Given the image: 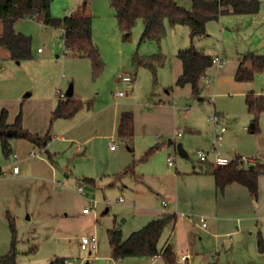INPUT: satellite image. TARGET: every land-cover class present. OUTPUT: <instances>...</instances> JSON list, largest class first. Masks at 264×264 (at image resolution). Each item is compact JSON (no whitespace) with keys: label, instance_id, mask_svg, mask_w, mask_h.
Wrapping results in <instances>:
<instances>
[{"label":"rangeland","instance_id":"obj_1","mask_svg":"<svg viewBox=\"0 0 264 264\" xmlns=\"http://www.w3.org/2000/svg\"><path fill=\"white\" fill-rule=\"evenodd\" d=\"M176 1L186 9L192 7V0ZM259 1L257 13H229L209 20L204 35L192 38L189 25L172 26L166 19V34L160 41H142V18L125 39L110 1L88 0L93 38L102 59L99 69L90 58L65 51L61 28L43 23L41 16L18 18L15 29L32 38L33 56L16 60L0 48V115L7 109L12 124L22 111L24 129L49 134L51 139L43 146L14 136L9 140V156L0 144V259L11 247L14 222L17 264H53L58 257L80 264H167L162 255L114 257L108 231L121 227L126 239L169 211L172 204H162L171 186L167 180L176 168L205 166L198 150L208 152L209 160L214 158V146L230 158L264 154V113L257 129L250 131L246 104L248 92L264 94V69L256 71L250 83L235 79L242 55L264 54V0ZM84 2L52 0L51 14L69 16ZM191 46L225 61L208 69L199 95L191 85L177 84L182 71L177 54ZM153 55L164 56V64L154 60L155 71L143 62L153 63ZM125 74L133 80L124 83ZM71 83L73 97L82 99L83 107L71 118L53 119L58 89L66 93ZM126 111L133 114L134 135L123 140L118 127ZM215 118L227 129L224 140L217 143ZM179 143L187 156L178 152ZM153 147L158 148L145 158ZM15 153L17 174L13 173ZM169 161L174 165L169 166ZM246 190L247 199L235 192L226 203L228 210L222 216L233 219L227 224L207 217L204 227L199 218L185 214L175 230L181 241V247L174 248L176 264H264L258 248L259 238H264V174L257 198ZM93 201L96 212L85 215L83 208ZM246 209L256 219L250 226L239 221L247 215ZM84 236L96 238L97 252L81 248ZM183 254H188L186 261Z\"/></svg>","mask_w":264,"mask_h":264},{"label":"trees","instance_id":"obj_2","mask_svg":"<svg viewBox=\"0 0 264 264\" xmlns=\"http://www.w3.org/2000/svg\"><path fill=\"white\" fill-rule=\"evenodd\" d=\"M115 9L116 18L124 38L129 39L132 29L137 25L140 18L144 21L142 41H160L166 34L165 20L168 19L172 26L187 24L191 28V37L204 35L206 23L209 20H218L221 15L228 13L245 14L256 13L260 10L259 0H192L191 9H186L176 0H109ZM52 0H0V48L6 49L10 56L16 60L32 57V38L15 29V21L27 15L42 17V22L59 27L63 30V40L66 49L70 53L88 57L92 60L95 68L102 67V59L99 47L93 38V16L88 12L85 0L83 7L75 13L65 17H54L51 14ZM177 56L182 62L183 70L177 78L179 86L191 85L193 93L199 95L203 84L202 79L208 69L213 66V57L193 46L179 50ZM164 64V56L153 55V63L143 60L146 65L153 67ZM264 69V54L247 52L243 55L235 73L236 81L250 83L254 80L255 73ZM246 104L252 117L253 131L257 129L259 118L264 113V94L255 95L253 91L247 93ZM83 107V100L75 97L60 98L53 110V119L71 118ZM8 110L3 108L0 115V144L3 153L9 156L12 148L10 138L23 136L32 142L45 146L51 139L49 134L41 136L33 134L22 126V111L16 116L14 123L8 122ZM119 135L123 140L134 135L133 114L122 113L118 127ZM158 147L150 148L145 158ZM241 156H236L230 164L215 166L206 164V172L215 176L217 187L224 191L227 185L239 183L244 185L251 195L258 197L259 176L264 172V163L257 161L248 168L241 165ZM87 181L93 182L94 179ZM178 214L175 212L163 213L152 219L142 228L133 231L126 239L123 238L121 227L109 229L108 236L112 255L124 258L129 256H159L162 255L167 264H176V253L173 246L166 243L162 249L159 241L165 228L177 221ZM13 239L9 251L0 259V264H17V234L13 222ZM259 251L264 254V238L258 240ZM66 257H58L53 264H66Z\"/></svg>","mask_w":264,"mask_h":264},{"label":"crops","instance_id":"obj_3","mask_svg":"<svg viewBox=\"0 0 264 264\" xmlns=\"http://www.w3.org/2000/svg\"><path fill=\"white\" fill-rule=\"evenodd\" d=\"M248 52H254V51H248ZM242 57L239 58L238 60L239 63ZM182 70H183V66H182ZM181 73L182 71L180 69L178 74L180 75ZM252 91L255 93L254 90ZM56 103L53 104V110L55 108ZM261 116L259 118V121L261 119ZM218 119L220 121V118ZM250 121H252V117L250 118ZM251 124L248 126V128L250 129V131H253V129L251 128ZM225 132L226 131L223 132V138L220 141L224 140ZM215 134H216V131L214 127V136ZM114 149L116 150V148ZM236 156H243V155H236ZM246 158L251 160V164H255L257 161L264 163V154L262 153H256L255 155H252V157H246ZM17 161H18V158H17ZM13 163H14V157H13ZM206 164L208 163L206 162ZM251 164H249V166ZM262 174H264V172L261 173V175ZM260 176H259V179H260ZM170 178L171 179L169 181L167 180V182L171 183V186L169 187L168 191L166 190L167 188L164 189L166 190V194L168 197L166 200H162V204L165 206H168V205L170 206V204H172V206L169 211H164L161 213V215L167 212H175L178 214V219L175 223L170 224L165 228L160 241L163 240L162 247L166 243H169L173 246V250L174 248L181 247L180 236L178 232H176L175 230H176L178 223L184 219L183 217H186L185 214L188 213V214H191L192 216L199 218L200 222H202V218L206 220L207 217H210V218H214L216 221L222 222V225L227 224L231 222L233 219L222 216L223 215L222 211L228 210V208H224L226 206V203L229 202L230 198L234 194H236L235 192H241L242 196L244 197L245 195L246 199L248 198V195H249L244 185L239 184V183H231L226 186V188L223 191V198H221L220 190L217 187L215 176L212 173L206 172V165L205 166L200 165V168H197V165H193L192 169H185V171H179L178 168H176L175 174H172ZM93 182H95V180ZM158 193L160 194V192ZM163 201L165 203H163ZM249 207L252 208V205H249ZM245 213L247 215H245V217L240 219L239 221L242 224L246 222L250 226L256 220L255 216L252 213V210H249V209H246ZM84 214L88 215L90 213H84ZM160 241H159V248H160ZM162 247L160 249H162ZM185 247L186 249H190L191 245L185 244ZM183 255L188 256V254H183ZM155 257H158V256H155ZM187 259H185V261Z\"/></svg>","mask_w":264,"mask_h":264},{"label":"built area","instance_id":"obj_4","mask_svg":"<svg viewBox=\"0 0 264 264\" xmlns=\"http://www.w3.org/2000/svg\"><path fill=\"white\" fill-rule=\"evenodd\" d=\"M39 51H41V48H39ZM65 51L69 53V50L66 49L65 47ZM213 63H218V64H224L225 61L224 59H221L219 57H213ZM206 75L203 77L205 78ZM133 80V77L131 75H123L122 76V81L124 83H127V82H131ZM58 93H59V96L60 98H66V93L61 91L60 89H58ZM119 95H123V92L120 91L119 92ZM214 126H215V131H216V134H215V137H214V140H215V143L219 142L222 138H223V132L226 130V127L223 126L219 119L218 118H215V123H214ZM179 133L180 130H179ZM112 142H115L113 139L111 140ZM112 149L115 148L114 145L111 146ZM212 152L214 153V159L211 161L209 160V156H208V152L204 151V150H198L197 151V154L199 156V159L201 162H207V163H212L213 165L215 166H223V165H227V164H230L231 162H233L235 160V157L234 158H230L228 156H225V155H222L218 152L217 150V147L214 146L213 149H212ZM14 157V167H13V173L14 174H17L19 172V167L18 165L16 164L17 163V154L15 153L13 155ZM240 161H241V165L245 168H248L249 167V164H251V160L244 157V156H241L240 157ZM169 165H174V163L172 161H169ZM61 187H63L62 184H60ZM79 191L81 193H84V189L83 187H79ZM123 198H120V201H122ZM163 203H165L163 201ZM83 212L84 213H92V212H96V201H93V205H90V206H86L83 208ZM206 220L202 218V223H203V226L205 227L207 224L205 222ZM81 248L84 249V250H89V252L92 254L94 252H97V249H98V242L96 240V238L94 236L92 237H88V236H84L82 239H81ZM97 257V256H95ZM181 259L185 260L187 259V256L186 255H182L181 256ZM66 264H80L79 262H77V260H74V259H69L67 258L66 259Z\"/></svg>","mask_w":264,"mask_h":264},{"label":"water","instance_id":"obj_5","mask_svg":"<svg viewBox=\"0 0 264 264\" xmlns=\"http://www.w3.org/2000/svg\"><path fill=\"white\" fill-rule=\"evenodd\" d=\"M74 94V84L71 83L66 91V96L72 97ZM29 95V94H27ZM202 99V98H200ZM254 125L251 124V128L253 129ZM171 143V142H170ZM177 150L182 156H187V151L184 149L181 143L177 144Z\"/></svg>","mask_w":264,"mask_h":264}]
</instances>
